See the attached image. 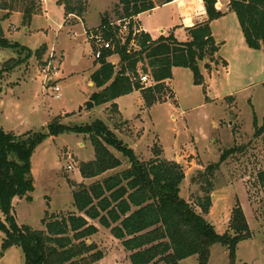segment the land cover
I'll return each mask as SVG.
<instances>
[{"label": "rangeland", "instance_id": "1", "mask_svg": "<svg viewBox=\"0 0 264 264\" xmlns=\"http://www.w3.org/2000/svg\"><path fill=\"white\" fill-rule=\"evenodd\" d=\"M117 1L89 0L84 22L75 16L66 17L59 0H39L38 12L30 24L25 25L23 16L17 13L2 20L4 37L29 51L0 48V127L7 133L26 138L30 135L37 141L48 134V126L55 121L69 127L103 121L142 162L158 156L178 163L185 174L180 196L187 202L196 205L206 196L204 191L211 188L212 207L205 219L219 234L228 231L233 211L240 205L252 238L238 245L235 264H264V187L258 179V174L264 172V52L251 50L243 43L238 19L231 12L226 20L211 25L219 51L217 63L211 69L206 67L209 61L200 63L201 85L195 84L190 69L175 68L172 80L163 93L155 95L159 99L152 107L146 106L143 95L137 91L120 100L121 116L113 103L87 111L92 93L98 92L88 86L98 64L96 48L86 31L99 26L106 16L114 27H119L115 38L124 44L129 29H120L121 23L112 13ZM4 15L0 11L1 19ZM171 16L169 9H160L143 15L142 20L154 23L159 19L166 25ZM179 36L182 38V34ZM129 50H138L134 41ZM52 52L58 59L59 94L45 84L40 73ZM14 59L20 64L12 72H2L13 66ZM108 61L118 62L119 57L114 55ZM140 74L150 76L142 71ZM153 84L151 79V83L144 85ZM109 149L121 160V167L101 177L85 179L81 163L96 158L89 137L73 132L44 137L31 158L35 186L30 194L32 199L14 201L18 225L45 230L44 222L64 215H84L74 206L75 191L82 184L90 187L130 167L128 158ZM222 156L227 159L219 164ZM217 164L214 176L209 182L203 181L201 173ZM196 210L201 212L198 207ZM4 219L0 209V221ZM89 223L99 230L89 241L104 254V259L95 264H132V253L124 249L111 230L98 220ZM5 239L0 232V264H25L22 248H3ZM180 264L199 262L194 256ZM208 264H231L229 253L215 245Z\"/></svg>", "mask_w": 264, "mask_h": 264}, {"label": "trees", "instance_id": "2", "mask_svg": "<svg viewBox=\"0 0 264 264\" xmlns=\"http://www.w3.org/2000/svg\"><path fill=\"white\" fill-rule=\"evenodd\" d=\"M38 1L5 0L0 3V11L5 12L3 19L0 18V48L28 50L4 37L1 22L17 13L23 16L25 25L30 24L38 12ZM203 1L208 20L188 30L190 41L179 42L174 35L153 40L145 32L134 34V26L138 27L134 19L155 9L153 0H118L112 13L122 24L129 21V37L124 44L115 38L119 27H114L106 16L102 17L97 29L86 31L88 37L101 35L112 46L111 49H101V56L96 59L99 68L91 75V82L99 91L92 94L86 110L113 103L115 112H118L115 101L136 91L141 92L146 106L152 107L159 99L155 95L164 92L175 68L190 69L195 84L201 85L200 63L209 61L206 67L211 69L212 64L217 63L219 51L210 24L225 16L216 9L217 0ZM59 4L64 7L66 17L75 16L83 21L89 0H59ZM230 8L238 19L248 48L264 52V0H231ZM132 41L138 50H129ZM114 55L119 57L118 65L108 61ZM19 64L20 61L14 59L13 66L2 72H12ZM141 71L150 74L154 86L146 87L141 82ZM66 132L88 136L95 148V160L80 165L83 178H98L121 167V160L109 147L128 158L130 167L90 187L82 184L75 191L74 206L84 215H64L44 222L45 230L20 227L15 217L14 201L32 199L30 194L35 190L31 169L33 152L44 137ZM48 134L33 141L30 135L20 137L0 127V209L5 218L0 221V232L6 236L3 248L20 246L25 264H95L103 260L104 254L96 251V244L89 241L99 232L89 220H98L100 225L111 230L124 249L132 253V264H180L194 256L199 264H208L215 245L226 249L231 264H235L238 245L252 238L240 205L233 211L228 231L219 234L205 219L212 207L211 188L204 191L206 196L196 205L187 202L180 196L185 174L178 163L158 156L142 162L103 121L73 127L55 121L48 126ZM226 159L222 156L219 164ZM219 164L201 173L203 181L209 182ZM258 179L264 187V172L258 174Z\"/></svg>", "mask_w": 264, "mask_h": 264}, {"label": "crops", "instance_id": "3", "mask_svg": "<svg viewBox=\"0 0 264 264\" xmlns=\"http://www.w3.org/2000/svg\"><path fill=\"white\" fill-rule=\"evenodd\" d=\"M230 1L231 0H226V3L224 4L221 0H217L216 9L224 13L225 16L215 21L226 20L228 13L232 12L230 8ZM153 2L155 4V9H153L150 12L143 13L134 19V22L138 26V27L135 26L137 28V33H140V32L148 33L152 37L153 40H156L160 36L168 37L169 35H174V37L179 42H188L191 40L188 30L192 27L205 23L208 20V16H207L206 9H205V4L203 0H153ZM117 3H115L114 6ZM160 9H169L170 11H172L171 19L168 22H166V25L159 19H156L154 23H152L149 20L145 22L142 20L143 15L155 13L156 11ZM84 21H85V17H84ZM215 21H213L210 24V26ZM98 27L99 26L92 27V28H89L88 30L97 29ZM163 27H167V28L164 29ZM179 34H182V38H180ZM86 35H87V32H86ZM243 43L246 44L244 36H243ZM113 57L114 56H112L111 58ZM112 64L118 65L119 61L112 62ZM98 68H99V65H98ZM88 86L91 87L92 89H96L94 83L91 82V78H90V82L88 83ZM97 91L99 90L97 89ZM120 100H122V97L117 99L115 103L118 106L119 113H121L122 115L120 105H119Z\"/></svg>", "mask_w": 264, "mask_h": 264}, {"label": "built area", "instance_id": "4", "mask_svg": "<svg viewBox=\"0 0 264 264\" xmlns=\"http://www.w3.org/2000/svg\"><path fill=\"white\" fill-rule=\"evenodd\" d=\"M121 23V22H120ZM129 25V21L123 22V24L121 23L120 25V29H122L123 31H126L129 29L128 27ZM88 37V36H87ZM88 39L92 42V44L94 45V47L96 48V52H95V57L96 59H99L101 56V49H111V43L110 42H106L101 35H95V34H91ZM56 54L55 52H52L50 54V58L48 59V62L46 63V65L42 68V73L41 75L44 78V82L47 86H50L54 92H56L57 94L60 93V88L58 86V82H59V67L56 63V61H58V59L56 60ZM141 82L143 84H149L151 83V79L148 75H144L141 76ZM155 85V84H153ZM151 86V85H150ZM70 169H72V167H70Z\"/></svg>", "mask_w": 264, "mask_h": 264}]
</instances>
